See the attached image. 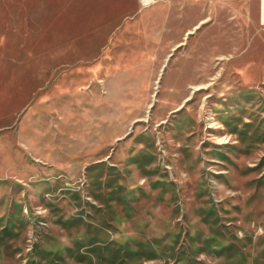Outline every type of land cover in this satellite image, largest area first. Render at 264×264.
Instances as JSON below:
<instances>
[{
  "label": "rangeland",
  "instance_id": "rangeland-1",
  "mask_svg": "<svg viewBox=\"0 0 264 264\" xmlns=\"http://www.w3.org/2000/svg\"><path fill=\"white\" fill-rule=\"evenodd\" d=\"M144 1L0 0V264H264L257 2Z\"/></svg>",
  "mask_w": 264,
  "mask_h": 264
},
{
  "label": "crops",
  "instance_id": "crops-1",
  "mask_svg": "<svg viewBox=\"0 0 264 264\" xmlns=\"http://www.w3.org/2000/svg\"><path fill=\"white\" fill-rule=\"evenodd\" d=\"M256 2L258 17L264 24V0H256ZM99 5V0H27L25 8L22 6L17 9L41 12L43 27H78L93 25V12L99 10ZM102 5H106L109 9L114 8L115 3L114 0H105ZM171 5L169 1L156 2L150 10H153L155 19L158 14H161L162 19L164 15H168ZM4 9L14 11L16 8L13 3H10V6L5 5Z\"/></svg>",
  "mask_w": 264,
  "mask_h": 264
},
{
  "label": "bare ground",
  "instance_id": "bare-ground-1",
  "mask_svg": "<svg viewBox=\"0 0 264 264\" xmlns=\"http://www.w3.org/2000/svg\"><path fill=\"white\" fill-rule=\"evenodd\" d=\"M142 1H144V0H142ZM149 1H150V0H145V1H144V3H146V4H147Z\"/></svg>",
  "mask_w": 264,
  "mask_h": 264
}]
</instances>
